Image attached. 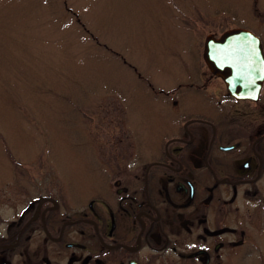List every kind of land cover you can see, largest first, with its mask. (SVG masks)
Listing matches in <instances>:
<instances>
[{
  "label": "flooded vegetation",
  "instance_id": "1",
  "mask_svg": "<svg viewBox=\"0 0 264 264\" xmlns=\"http://www.w3.org/2000/svg\"><path fill=\"white\" fill-rule=\"evenodd\" d=\"M242 41L225 71L234 93L205 61L186 66L188 87L204 91L162 90L164 122L131 128L142 148L130 153L123 137L110 139L90 186L74 193L65 180L53 193L43 180L0 176V264H147L164 252L186 264L243 258L264 227V42L259 51ZM216 79L220 89L208 90Z\"/></svg>",
  "mask_w": 264,
  "mask_h": 264
},
{
  "label": "rangeland",
  "instance_id": "2",
  "mask_svg": "<svg viewBox=\"0 0 264 264\" xmlns=\"http://www.w3.org/2000/svg\"><path fill=\"white\" fill-rule=\"evenodd\" d=\"M255 2L0 0V176L43 180L53 193L65 180L74 193L90 186L110 139L130 153L142 148L131 128L164 122L162 90L204 91L188 87L186 66L204 62L208 34L245 27L264 42V0ZM262 229L230 264H264ZM151 262L186 264L170 252Z\"/></svg>",
  "mask_w": 264,
  "mask_h": 264
},
{
  "label": "water",
  "instance_id": "3",
  "mask_svg": "<svg viewBox=\"0 0 264 264\" xmlns=\"http://www.w3.org/2000/svg\"><path fill=\"white\" fill-rule=\"evenodd\" d=\"M241 38L245 43L250 41L258 43L259 51L262 49L261 39L251 30L241 27L228 29L219 37L209 34L205 41L204 56L206 62L213 73L219 76L223 75L227 79L231 93H234L235 87L229 77H226L225 71L234 64L236 44L241 42Z\"/></svg>",
  "mask_w": 264,
  "mask_h": 264
},
{
  "label": "bare ground",
  "instance_id": "4",
  "mask_svg": "<svg viewBox=\"0 0 264 264\" xmlns=\"http://www.w3.org/2000/svg\"><path fill=\"white\" fill-rule=\"evenodd\" d=\"M238 54H237V52H236V54H235V61L238 59V56H237Z\"/></svg>",
  "mask_w": 264,
  "mask_h": 264
}]
</instances>
